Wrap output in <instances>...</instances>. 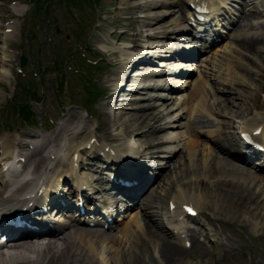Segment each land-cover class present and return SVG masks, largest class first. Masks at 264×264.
I'll return each instance as SVG.
<instances>
[{
  "label": "rangeland",
  "instance_id": "rangeland-1",
  "mask_svg": "<svg viewBox=\"0 0 264 264\" xmlns=\"http://www.w3.org/2000/svg\"><path fill=\"white\" fill-rule=\"evenodd\" d=\"M173 1L178 3L177 7L172 5ZM238 1L244 5L242 0ZM260 1L253 0L249 4L252 5L249 9L257 11L258 30L252 32L249 31V27L242 28L245 29L243 32L246 35L251 37L253 34L255 37L262 38V44L257 46V51L252 52L255 54L240 49L237 53H218L213 59L212 70L209 71L213 79L210 83L212 86L215 85V91H226L228 87L223 88L219 83L217 76L219 68L221 65L225 66L229 60H233L236 64L233 70L234 81L228 92L224 91L223 94L219 92V97H214L215 101L212 98L208 100L209 105L213 107L219 103L220 99L224 101L227 98L229 102H232L228 104L229 110L222 113L224 118L221 121L227 127L223 129V132L235 133L236 119L249 117L247 115L252 116L259 111L264 113V1ZM62 2V0H51L48 6L46 2L38 4L37 0H28L23 7L20 4L14 5L11 0H0V5H4L0 8V130L5 131L0 133V139L8 138L4 137L7 133L22 134L23 128L40 132L47 130V134L53 135L60 123L57 121L62 122L67 117L69 113L67 107L70 104H76L69 111L80 115V117L74 116L75 118L90 122V130L94 129L97 135L99 131L100 137L103 138L101 140L107 143L113 142L115 146L121 145L122 142H129L135 151L147 155L155 152L156 150L153 149L147 150V144L154 139L159 142V139L167 137L174 129L166 128L162 132L153 134L147 124L140 128L137 119L138 117L146 118L144 113H148L147 103L133 104L132 102L125 106L126 109L112 111L106 98L93 102L88 99V96L95 92L98 86L106 91V95L112 91L108 88L112 79L108 78L112 73L124 69V65L129 62L128 55L133 57L144 51L161 57L169 53L165 45L170 47L171 41L161 34L165 29L166 32L172 31L176 24L183 20L180 8V5L183 6L182 1L100 0V3L93 4L90 0H80L77 4L80 12L75 11L70 4L65 5ZM236 6L240 7V5ZM45 8L48 9L47 12ZM15 10L18 11L14 12ZM232 12L239 13L234 9ZM10 17L12 19L8 21L12 20L10 23H16V26L11 35V41H6L4 23L6 25L5 21ZM149 23L156 24L152 26ZM236 42L229 40L233 49H236ZM4 44L14 50L11 61L6 62L7 57L2 55ZM227 46L230 45L227 44ZM97 49H102L104 52H99ZM15 52L16 55H14ZM123 52L124 56L121 55ZM94 53H100L106 58L103 61L106 67L96 71L94 75L91 73L98 84L88 86L87 69L91 67L85 68L81 65V61L87 59L85 62L91 65L89 54L97 56ZM80 54L86 56L81 57ZM22 55L27 57V63L25 72L20 74V77L16 70L20 67L19 61ZM77 56L82 60L80 61ZM160 57L156 59V62L162 61ZM56 58L61 60L60 63H54ZM152 67L159 71L160 67L155 63H152ZM1 70H8L7 77L2 76ZM35 71L44 73L39 75L35 74ZM61 71H64L62 79ZM74 71L79 76L74 77ZM91 72L95 71L91 69ZM64 79L66 86L62 88L61 83L65 81ZM85 81H87L86 84ZM27 82L29 85L32 82L33 87L30 90L34 96L20 93L18 83L27 84ZM16 98L27 100L31 105L33 117L30 124L23 122L16 115L13 107ZM130 98L138 100V95L133 94ZM254 101L260 102L262 109L256 110ZM214 102L215 104L212 105ZM163 106L153 108L149 112L162 119L157 123L158 126L164 123L163 109L170 107L166 104ZM139 108L142 110L139 111ZM248 112L251 113L247 114ZM199 116L198 123H202L203 133L209 132L213 126L220 125L213 116L209 117L211 115L203 112ZM166 119L170 118L166 117ZM219 138L222 140V136ZM80 140L81 138H77V142ZM178 144V147L177 142L168 144L165 150H175L182 145L181 142ZM166 155L162 153L155 158L156 161L167 163L170 167L167 172H163V181L161 178L155 186L157 188L160 183L161 187L157 190L154 205L161 209H166L168 198H172L171 195L176 194L178 189L185 185L190 186L196 180L195 169L186 153L181 151L172 160L166 159ZM200 157V151H198L195 161H198ZM218 157L223 159L222 156ZM168 180L170 184L166 183ZM190 189L193 191V188ZM200 192L201 190L196 193ZM250 192L254 195L248 198ZM218 193H213L212 198L206 199L201 209L204 214H210L208 219L211 223L207 221L209 225L205 228L199 226L201 230L192 233V247L186 249L184 255L173 264H264V196H261L260 191H249L243 203L232 202L230 198L224 197L225 201L220 199L219 207H215L217 204L214 200L219 199ZM208 238H213L215 244H210ZM150 248L151 250L145 247L140 248L145 249L144 255L140 254L141 250L136 251L139 255L132 256L131 260L137 263V258L140 260L143 258L149 264H160L152 258V255L157 257L158 249L153 245ZM129 258L127 256V259ZM117 259L116 257L115 260Z\"/></svg>",
  "mask_w": 264,
  "mask_h": 264
},
{
  "label": "bare ground",
  "instance_id": "bare-ground-1",
  "mask_svg": "<svg viewBox=\"0 0 264 264\" xmlns=\"http://www.w3.org/2000/svg\"><path fill=\"white\" fill-rule=\"evenodd\" d=\"M193 1V0H191ZM198 1L194 0L196 4ZM2 7V6H1ZM254 15H245L242 17L241 23L249 24L252 21ZM154 20V19H151ZM150 25H155L156 23H149ZM6 28H11L13 31L15 26H7ZM164 35L166 32L163 33ZM12 33H6L4 39L6 41H11ZM172 35L166 34L165 38H173ZM256 39V40H254ZM261 38H251L250 40L242 39L236 43V46L241 50L246 52H255L257 51V46L261 44ZM5 56L8 57L9 48L7 46L3 47ZM230 52H235V50L228 49ZM136 60L133 59L131 63H135ZM239 63V62H236ZM226 75L228 78L231 76V67L227 65ZM205 73V72H204ZM202 73L199 75L197 81H195L189 88L192 89L189 97V102L193 100L192 103L200 102V107L198 109L199 114L206 113L208 115L217 113L216 118H222V113H226L229 110L228 104L229 99L225 98L224 101L221 99L218 101L219 103L213 107L208 103L206 104L205 94L207 96L212 92L211 90H206L207 81L205 74ZM232 77L229 80V84H232L234 78ZM172 76V75H170ZM183 79V78H182ZM227 81V80H226ZM186 82L182 83L185 84ZM129 85V84H128ZM240 87L241 85H236ZM244 86V85H243ZM215 93L218 94L216 91ZM215 94L212 96L214 97ZM219 96H217L218 98ZM183 99V98H182ZM215 101V99H213ZM151 101V100H148ZM254 101V108L259 109L260 102L256 103ZM264 103V100H263ZM215 102L213 103V105ZM125 106V104H123ZM181 111L191 112V108L189 109V103L186 101H181ZM146 108L151 109V105H146ZM80 117V115L76 112H72L67 116L59 126V131L54 132L53 136H41L37 132L35 133H26L24 136L30 139V142L36 143L39 149L28 150V144H21L18 152L22 153L24 150H28L32 155V159L25 163V168L31 169V174L34 173V177L30 179L25 184L20 185H7L2 179L0 174V213H4L7 209L17 205L21 201V194L25 191L26 188L28 190L34 189V192H37V185L40 184L41 180L45 178L47 181L54 182L58 178L56 175V171L53 170L54 165L49 160L50 155L58 157L55 153L57 148H62V145L59 144L60 137L62 136L63 131H69L68 129L71 127V123L76 120L74 118ZM111 116V115H110ZM146 118L138 117V125L140 128L144 127L145 124H150L151 121L157 123L159 121L158 116L154 113L145 114ZM109 117V116H108ZM136 125V124H135ZM147 125V126H148ZM252 126V125H251ZM256 126V125H255ZM89 122L86 121L85 125H81L78 122L77 127L71 129L72 131H76L75 135L79 136L78 133L90 132ZM150 129L154 131H159L158 127H154L150 125ZM88 132V133H89ZM62 133V134H61ZM86 134L87 138L82 140V147L88 144H91V138H93L90 134ZM212 135V132L209 133ZM226 140L231 141V138L226 134ZM11 144L13 145V140L9 139ZM16 140V139H15ZM186 142L184 145V149L188 153L190 158L196 157V152L199 151L201 146L202 137L200 134L188 131L186 138ZM211 142H215L211 140ZM52 144L54 145L52 150ZM68 146H65L67 153L72 152L75 148L73 138L69 139V143H66ZM12 145L4 144L3 150L4 154H12L14 153L11 150ZM74 145V146H72ZM96 143L91 144L95 146ZM123 146H127L125 142L122 144ZM219 153L221 155L226 156L223 159H216L212 157V153L210 151L207 152V156L205 158H201L198 161H194L193 168L195 169L194 175H196V180L194 183H191L190 186L185 185L182 189L177 191L176 200L178 204H187L190 203L194 205L196 209H202L203 203L208 198L213 197V193L217 194L218 192V200H214V203L218 206V201L223 199L224 197L230 198L232 202H244L246 194L249 191H260L261 196H264V178L253 175L251 170L244 167L240 162L237 161L234 154L227 149L225 146L220 145L216 146ZM204 150H209L208 145L205 146ZM203 150V151H204ZM6 154L0 158V163L5 161ZM13 155V154H12ZM11 155V156H12ZM67 155H62V158H66ZM108 158V156H105ZM193 160V159H192ZM41 173L44 175L40 176ZM86 182H88L89 177L86 176ZM199 180V181H198ZM194 186V187H193ZM193 188V191H191ZM200 193H196L197 191ZM248 191V192H247ZM216 192V193H215ZM254 195L252 192L249 193V196ZM151 196H148L147 202L144 206H148L153 208L154 200H151ZM225 201V199H223ZM219 207V206H218ZM142 209L138 208L137 212L130 218L128 222L124 225V228L118 233L122 234L121 239H118V234L101 236L99 231H91L86 229H77V228H66L59 235L55 236V239H40V235H35L34 238H26L16 243L13 247H11V254L4 255L0 254V264H137L138 262L142 264H149L143 258L138 259L137 263L132 261V256H137L139 254L136 251L141 250V255H144L145 249H140L145 247L148 250H151L150 244L153 245L157 251V257L152 255V258L157 263L164 264H173L175 260H178L184 253L187 251L184 247H181L179 244H174L168 239V236L163 232H159V227L152 221L151 217L145 214L146 225L143 227L140 224V215ZM256 227L257 225L254 224ZM133 226H136L142 233V235H146L148 238L149 245L146 244V240H143L139 233L133 230ZM120 226H117L119 228ZM133 238L134 240H131ZM141 239L142 241H140ZM124 240V241H123ZM123 242V243H122ZM139 244V245H138ZM141 244V245H140ZM137 246V247H136ZM127 256L130 258L127 259ZM118 258L117 261L115 258ZM177 258V259H176ZM152 260V262H154Z\"/></svg>",
  "mask_w": 264,
  "mask_h": 264
},
{
  "label": "snow or ice",
  "instance_id": "snow-or-ice-1",
  "mask_svg": "<svg viewBox=\"0 0 264 264\" xmlns=\"http://www.w3.org/2000/svg\"><path fill=\"white\" fill-rule=\"evenodd\" d=\"M189 211H191V209H189Z\"/></svg>",
  "mask_w": 264,
  "mask_h": 264
},
{
  "label": "water",
  "instance_id": "water-1",
  "mask_svg": "<svg viewBox=\"0 0 264 264\" xmlns=\"http://www.w3.org/2000/svg\"><path fill=\"white\" fill-rule=\"evenodd\" d=\"M23 64H24V62H23Z\"/></svg>",
  "mask_w": 264,
  "mask_h": 264
}]
</instances>
